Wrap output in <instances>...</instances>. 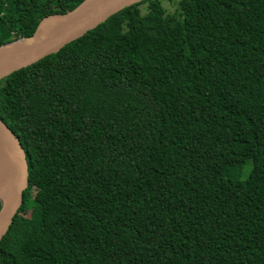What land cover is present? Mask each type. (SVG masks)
Wrapping results in <instances>:
<instances>
[{
  "label": "trees",
  "instance_id": "1",
  "mask_svg": "<svg viewBox=\"0 0 264 264\" xmlns=\"http://www.w3.org/2000/svg\"><path fill=\"white\" fill-rule=\"evenodd\" d=\"M80 1L0 0V45ZM166 1L0 79L27 164L0 264H264V0Z\"/></svg>",
  "mask_w": 264,
  "mask_h": 264
},
{
  "label": "water",
  "instance_id": "2",
  "mask_svg": "<svg viewBox=\"0 0 264 264\" xmlns=\"http://www.w3.org/2000/svg\"><path fill=\"white\" fill-rule=\"evenodd\" d=\"M142 0H81L72 9L42 17L29 36L0 45V79L93 29L110 15ZM27 164L14 133L0 119V239L22 203Z\"/></svg>",
  "mask_w": 264,
  "mask_h": 264
},
{
  "label": "rangeland",
  "instance_id": "3",
  "mask_svg": "<svg viewBox=\"0 0 264 264\" xmlns=\"http://www.w3.org/2000/svg\"><path fill=\"white\" fill-rule=\"evenodd\" d=\"M161 4L168 10L171 11L173 9V5L172 3H167L166 0H161ZM250 167V160H246L244 166H243V170H242V174H241V178L246 177L247 173H248V169ZM31 218L37 222L40 223V217L37 211L32 210L31 212Z\"/></svg>",
  "mask_w": 264,
  "mask_h": 264
}]
</instances>
